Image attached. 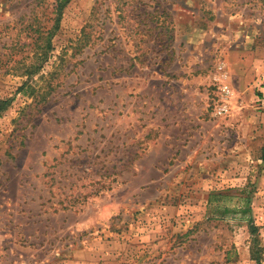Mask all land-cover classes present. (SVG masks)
Returning a JSON list of instances; mask_svg holds the SVG:
<instances>
[{"label": "rangeland", "instance_id": "374dc122", "mask_svg": "<svg viewBox=\"0 0 264 264\" xmlns=\"http://www.w3.org/2000/svg\"><path fill=\"white\" fill-rule=\"evenodd\" d=\"M55 4L0 0V264H264V0H68L42 60Z\"/></svg>", "mask_w": 264, "mask_h": 264}, {"label": "crops", "instance_id": "0c3cea01", "mask_svg": "<svg viewBox=\"0 0 264 264\" xmlns=\"http://www.w3.org/2000/svg\"><path fill=\"white\" fill-rule=\"evenodd\" d=\"M210 24H193V25H185L183 27H181L180 25H176V32H179L180 37L182 38V35L186 38L184 41V44L187 46V50L189 51V53L187 55H184L185 52L184 50H182L183 47H180L181 51L177 53L178 60L179 58H185L183 60L188 61L189 59H196V60H201L205 59L206 56V52L209 51V47L211 49H214L215 52H220L221 54L226 53V51L228 49H223L221 46H223V42L221 41V44H217L216 42L213 43V32H212V28L214 26H212V28L210 27ZM213 37V39H212ZM210 40V41H208ZM215 40V39H214ZM182 41V39L180 40ZM207 42H210V44H212L211 46H209V44ZM186 50V51H187ZM212 52V51H211ZM226 55V54H224ZM190 57V58H189Z\"/></svg>", "mask_w": 264, "mask_h": 264}, {"label": "built area", "instance_id": "2783aa9c", "mask_svg": "<svg viewBox=\"0 0 264 264\" xmlns=\"http://www.w3.org/2000/svg\"><path fill=\"white\" fill-rule=\"evenodd\" d=\"M214 79L217 81V89L219 90V104L214 107V114H225L230 109V99L232 91L227 84V74L225 72L224 61H219L216 64V72Z\"/></svg>", "mask_w": 264, "mask_h": 264}, {"label": "trees", "instance_id": "16d2710c", "mask_svg": "<svg viewBox=\"0 0 264 264\" xmlns=\"http://www.w3.org/2000/svg\"><path fill=\"white\" fill-rule=\"evenodd\" d=\"M68 0H55L56 4H55V16H54V20H53V24L51 25V27L47 30H45V37L43 39H45L44 44H40L38 45V48L40 49V55L41 59L44 60L47 58V50L50 48V42L49 39L51 37V35L53 34V32L56 30L59 19H60V15L62 12L63 7L65 6V4L67 3ZM39 68L37 67L36 70H38ZM34 70H31L30 72H32ZM22 87H20L19 89H21ZM10 103V98H5V99H0V112L4 111L5 109H7L8 105ZM255 226L251 225V230L252 232H255ZM255 254V252H253ZM253 258L255 260H259V258L254 255Z\"/></svg>", "mask_w": 264, "mask_h": 264}]
</instances>
